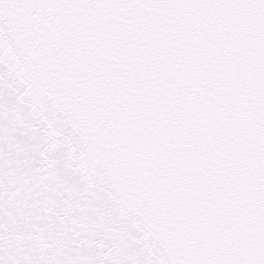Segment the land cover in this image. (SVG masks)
I'll list each match as a JSON object with an SVG mask.
<instances>
[{"label": "snow or ice", "instance_id": "1", "mask_svg": "<svg viewBox=\"0 0 264 264\" xmlns=\"http://www.w3.org/2000/svg\"><path fill=\"white\" fill-rule=\"evenodd\" d=\"M0 264H264V0H0Z\"/></svg>", "mask_w": 264, "mask_h": 264}]
</instances>
